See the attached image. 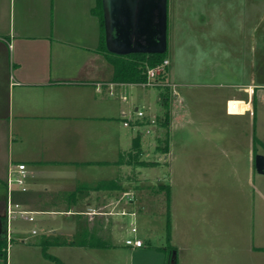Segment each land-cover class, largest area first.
Wrapping results in <instances>:
<instances>
[{"label":"crops","instance_id":"obj_1","mask_svg":"<svg viewBox=\"0 0 264 264\" xmlns=\"http://www.w3.org/2000/svg\"><path fill=\"white\" fill-rule=\"evenodd\" d=\"M99 9L98 0H0V241L9 227L11 193L35 211L33 230L41 234L35 242L33 230L15 239L29 236L22 242L39 244L46 261L61 263L46 255L48 246L70 245L64 242L78 234L80 225L104 239L113 235L122 228V209L131 207L122 206L125 193L136 195L130 153L137 135L123 121L132 110L128 91L139 84L110 86L119 82L112 81L113 66L99 51L105 35ZM169 42L175 61L167 73L170 140L187 98L197 100L194 108L209 99L203 121L227 135L235 123L244 124L248 149H234L233 133L226 137L231 147L214 154L247 157L261 211L259 242L249 252L264 264V179L253 176L256 155H264V0H168V48ZM189 74L197 80H188ZM195 86L206 89H191ZM234 101L246 108L231 111ZM20 163L28 173L26 192L13 184L10 189ZM56 214L65 215V224H53L48 215ZM57 227L70 238L58 235Z\"/></svg>","mask_w":264,"mask_h":264},{"label":"rangeland","instance_id":"obj_2","mask_svg":"<svg viewBox=\"0 0 264 264\" xmlns=\"http://www.w3.org/2000/svg\"><path fill=\"white\" fill-rule=\"evenodd\" d=\"M170 42L167 56L171 58L172 65L169 66L172 67L175 61ZM181 62L187 65V60ZM187 77L190 81L197 80L190 74ZM200 88L206 89L191 87L193 90ZM127 96L128 107L132 109L130 117L136 116L134 110L137 106L148 114L146 118H141L146 124L135 131L129 127L128 131L141 135L142 153L140 151L139 159L153 163L133 167L136 202L132 204V200L125 199L126 204L122 206L129 203L131 207L125 206L127 208L122 210L130 213L135 209V215L122 214L118 217L122 228L105 237L109 246H48V252L61 263L44 260L39 244L24 243L14 238L8 248V264H260L257 257L253 258L249 252V247L259 242L257 228L258 213L261 211L257 202V180L254 186L249 182L246 156L214 154L215 150L217 153L220 149L231 147L226 137L233 136V133L234 149H248L241 131L244 124L235 123L234 130L232 133L228 131L227 135L210 122L203 121V118L207 119L209 99L202 105L199 102V108L195 109L193 105L197 100L187 98L182 117L172 125L168 150L160 151L156 134L162 140L167 129L158 126L155 134L148 132L150 125H147L153 116L162 118L164 107L160 89L157 86H133ZM245 108L244 102L234 101L230 109L239 113ZM260 115L264 118V106ZM163 146L162 143L160 147ZM200 151L205 155L211 151V157L199 156ZM210 159L213 161L209 162ZM253 173L256 179H264L263 175ZM165 185L168 188L162 191L161 186ZM48 217L55 226L65 224L64 219L67 221L62 214ZM36 222L14 220L12 227L16 231L13 235L31 232L36 228ZM132 225L138 228V236L145 243L143 248L132 249L124 242ZM57 233L63 238H70L62 235L59 227ZM40 236V232L35 235L34 242Z\"/></svg>","mask_w":264,"mask_h":264},{"label":"water","instance_id":"obj_3","mask_svg":"<svg viewBox=\"0 0 264 264\" xmlns=\"http://www.w3.org/2000/svg\"><path fill=\"white\" fill-rule=\"evenodd\" d=\"M102 1L109 52L127 55L136 52L163 53L167 50L168 0ZM255 166L258 173L264 174L263 154L256 155Z\"/></svg>","mask_w":264,"mask_h":264},{"label":"trees","instance_id":"obj_4","mask_svg":"<svg viewBox=\"0 0 264 264\" xmlns=\"http://www.w3.org/2000/svg\"><path fill=\"white\" fill-rule=\"evenodd\" d=\"M99 5V14L100 18L102 20V23L104 24V16L102 12V0H98ZM96 13H98V10L96 9ZM99 51L106 57V59L112 64L113 66V75H112V81L113 82H124V83H133V84H141L145 83L148 79L147 77V70L150 67L157 66L158 64H161L165 59L168 58L167 52L168 48L163 53H144V52H136V53H130L127 55H118L114 54L108 51L106 47V39L105 35H103L102 43L99 47ZM167 71L157 78V81L167 82ZM160 89H162V92L160 93L161 96V102L163 104V107L165 109L164 115L162 118H159L158 126L160 128L167 129L166 135L164 139H159V136H157L158 141H160V145L163 143L164 146L160 147V145L157 147L158 150H168L169 147V140H170V134L168 132V127L170 125V100H171V92H170V86H159ZM133 152L130 153V159L135 166H146V165H152L153 163L149 161H145L142 159H139L140 151L142 153L141 148V135L136 136V138L133 141ZM138 150V151H137ZM137 151V152H136ZM133 159V160H132ZM165 187L168 188L167 185L161 186V190L163 191ZM169 219H168V234L170 239V232H171V220H170V212L168 210ZM87 227L80 225L78 234L69 242H64L65 244L70 245H79V246H87V247H106L109 246V243L103 238L99 237L97 234H90L88 233V230H86ZM85 229V230H83ZM83 230V232H82ZM8 241L7 239H4L0 241V258L3 259L4 264H7L8 259ZM171 247V246H169ZM46 255L51 258H56L48 253Z\"/></svg>","mask_w":264,"mask_h":264},{"label":"built area","instance_id":"obj_5","mask_svg":"<svg viewBox=\"0 0 264 264\" xmlns=\"http://www.w3.org/2000/svg\"><path fill=\"white\" fill-rule=\"evenodd\" d=\"M169 65H170V60L167 58L161 64H158L157 66H154V67H150L147 70V77H148L147 81L139 85L157 86V87L169 86L168 82L157 81V78L163 75L167 71V68L169 67ZM127 84L124 82H119V83H111L110 86L124 87ZM110 92L112 95H116V92L114 90H111ZM120 96L123 100H127V96L125 94L120 95ZM134 113L136 116H134V118L127 117L123 121V124L127 127H131L132 129L137 130L140 126L146 124V122H144L141 118H146L148 114H146L143 110H139L138 107L135 108ZM158 121H159L158 116H153L148 121L147 125H150V130H148V132L156 134L157 127H158ZM156 136H159V135L156 134ZM27 178H28V173L26 170V165L23 163H20L16 165V167L13 169V174H12V177L9 179V184L10 186L13 184V186L15 185V187L18 190L22 192H26L28 190ZM11 188L12 186L10 187V189ZM125 199L132 200L131 201L132 204L136 202V196L133 192H126ZM135 213H136L135 209L134 211L132 210L130 213H128L125 210L122 211L123 215H127V214L135 215ZM20 219L30 221V222L35 221V211L25 208L20 201L13 199L10 193V198L8 202V210H7V220L9 222V227H8L7 234H6L8 246L10 244V240H13L15 238V236L13 235L14 230L10 227V223H12V221L14 220H20ZM129 232L130 234L127 235L124 240L127 246L132 247V248H141L145 246L144 241L140 237H138V228L135 225L131 226V228L129 229ZM35 234H37V230L34 229L32 233H30V235H35ZM21 239L24 241H27L29 239V236L22 237Z\"/></svg>","mask_w":264,"mask_h":264}]
</instances>
